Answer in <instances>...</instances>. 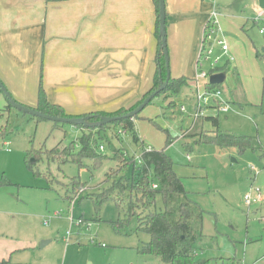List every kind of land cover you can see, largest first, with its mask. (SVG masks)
<instances>
[{"label":"rangeland","instance_id":"374dc122","mask_svg":"<svg viewBox=\"0 0 264 264\" xmlns=\"http://www.w3.org/2000/svg\"><path fill=\"white\" fill-rule=\"evenodd\" d=\"M221 14L220 30L214 37L224 40L229 50L224 52L214 45L209 48L213 52L211 60L201 58L200 63L207 73L213 66H227L226 80L219 90L228 109L205 106L203 115L194 121L198 99L197 90L191 93L194 84H190L187 96L188 88L184 87L182 94L153 98L138 114L135 128L145 146L155 150L166 147L167 135L173 139L166 153L191 202L203 211L198 257L209 260L208 264H264V152L247 149L242 153L235 147L201 142L216 131L248 136L254 145L264 147V34L259 33L264 22L257 26L256 16L250 12L228 14L225 20ZM244 29L255 42L258 55ZM203 31L204 27L199 46ZM198 56L199 51L193 73H189L192 75H186L193 79L200 71ZM206 85L201 81L202 90ZM8 104L1 95L0 129H6L4 138L0 137V177L5 174L12 184L0 186V237L6 241V248H13L11 257L2 264H162L156 257L140 253L151 238L146 232H136V216L128 218L122 228H114L112 222L124 219V208L107 200L97 211L93 201L82 196L102 191L110 185V177L122 175L120 156L105 160L96 169L89 160L85 161L86 168L75 163L60 167L50 161L54 157L67 159L61 156L62 151L70 143H78L83 131L68 123L38 122L36 117L15 108L6 113ZM210 116L218 118V127L205 118ZM114 130L111 126L106 132L109 140L103 142L104 154L111 156L114 149L124 148L129 156L140 157L141 147L133 142L132 134L123 133L119 141L112 135ZM32 149L40 151L38 168L43 178L34 176L26 165L27 152ZM52 150L60 154L50 156ZM74 178L81 182L75 190L81 196L70 201L77 181ZM152 180L157 184L155 178ZM247 194H260L263 201L247 206ZM140 198L133 197L134 206L145 217L149 211ZM157 209H163L161 196L157 198ZM79 219L85 220L81 227L77 225ZM49 240L51 243L43 246ZM29 242L34 245L29 246ZM25 245L29 249H21Z\"/></svg>","mask_w":264,"mask_h":264},{"label":"crops","instance_id":"0c3cea01","mask_svg":"<svg viewBox=\"0 0 264 264\" xmlns=\"http://www.w3.org/2000/svg\"><path fill=\"white\" fill-rule=\"evenodd\" d=\"M214 8L222 20L240 12L256 20L263 12L255 24L264 22L259 0H166L171 78L190 79L192 94L194 79L186 75L193 73L201 32ZM156 22L153 0H0V79L26 106L36 107L42 80L49 100L75 116L131 108L154 84ZM4 243L0 264L13 251Z\"/></svg>","mask_w":264,"mask_h":264},{"label":"trees","instance_id":"16d2710c","mask_svg":"<svg viewBox=\"0 0 264 264\" xmlns=\"http://www.w3.org/2000/svg\"><path fill=\"white\" fill-rule=\"evenodd\" d=\"M46 1L47 3H61L70 0ZM153 3L157 10L156 36L159 43L156 55L157 68L152 89L139 101V103L131 108H121L112 113L96 111L75 116L67 113L63 106L52 103L49 100L41 80L38 90L37 105L36 107L29 108L56 117H90L88 122L91 124L100 122L103 116L119 117L109 124L97 127L77 126L83 133L78 143L72 142L62 151L64 154H61V156H67V159H64V161L63 159L61 161L57 160L54 156L60 153H55V150H52L49 154L54 157V161L50 162H57L60 167L69 163H75L80 168H86L87 165H85V161L89 160L92 168L96 169L102 165L105 160H114V157L119 155L121 158L120 161L123 164L119 170L122 175L116 179L110 177L107 181L111 182L110 185L105 187L102 191L86 195L82 194V196L91 199L97 211L102 208V205L107 200H113L119 209L123 210L124 208V219L112 222L114 228H122L123 224L128 221V218L136 216L138 218L136 232H146L151 238L149 242L145 243L143 247L140 248L141 254L154 256L160 260L162 264H208L209 260H203L198 257L199 248L197 243L202 237L203 211L199 206L191 202L189 197L190 193L185 189L182 179L175 172V164L172 158L166 153V148L173 143V139L167 135V144L165 148L161 150L150 149L145 146V142L136 131L135 120L138 115L134 118L125 117V115L135 110L147 97L157 91L167 79V66L160 32V0H153ZM258 54L259 52H257V55ZM226 71L227 66H215L211 68L209 74L224 73ZM190 82L191 80L186 77L178 79L170 78L165 89L156 96L179 95L184 87L190 85ZM221 85L222 84L212 85L208 83L206 88L208 90H219ZM1 95L4 96L0 89V96ZM12 108L14 107L9 102L4 111L10 114ZM205 118L211 121L215 127H218V118L212 116ZM36 119H38V122L45 120L42 118ZM111 126H115L112 135L119 141L123 133L129 131L132 134L133 142L139 144L142 150L141 156L139 157L140 162L137 159L138 157L129 156L124 148L114 149L111 156L104 154L105 145L103 142L104 140H109L107 136L108 133L106 134V132H109ZM5 129V127L0 129V137L4 138ZM93 135L94 137L92 139ZM201 140L202 143L215 144L221 148L235 147L242 153L247 149H258L264 152V147L261 144H258V146L254 145L252 138L248 136H235L215 131V135L207 136ZM102 146L104 150H101ZM186 147L190 148L189 145ZM39 152V150L35 149L28 151L25 160L28 169L34 172V176L43 178L44 176L38 168L41 162V158L38 156ZM32 158L36 160L32 161ZM37 158L40 161H38ZM36 167L37 171H34ZM129 167L131 168L130 174L128 172ZM153 178L156 179L157 184H152ZM74 179L77 180L79 178ZM10 184H12V182L5 175L0 177V186ZM80 185L81 182L79 180L74 181V191L70 201L81 196L75 193L76 188ZM154 185H156V188ZM134 196H136V198L137 196H141L139 202L144 203L145 209L149 211L145 217H143L138 212V208L134 206ZM160 196L163 201V209L158 210L157 198ZM81 220L85 221L84 219Z\"/></svg>","mask_w":264,"mask_h":264},{"label":"built area","instance_id":"2783aa9c","mask_svg":"<svg viewBox=\"0 0 264 264\" xmlns=\"http://www.w3.org/2000/svg\"><path fill=\"white\" fill-rule=\"evenodd\" d=\"M219 16H220L219 11L216 8H214L211 11L208 21L204 25V31L202 34V41H201V46L197 61L200 71L197 73L196 79H194L195 90H197V99H198L197 107L195 109L196 110L195 119L203 115L202 111L205 106L218 107L219 110L221 111H226L228 109V102L222 101L221 99L222 92L220 90H208L207 88L206 90L201 89V81H206V84H208L209 77L211 76L209 73L202 71L203 64L200 63L201 58H203L205 61L211 60V55L213 52L212 49L209 48L213 47L214 45L220 47L224 52H227L229 50V47L224 40L219 39L217 36L214 37V34H217V32L220 30L219 21H218ZM262 16H263V12H261L258 15L255 22L256 23L259 22L262 19L261 18ZM260 32L261 34H264V29H261ZM216 64H218V60L215 61V65ZM181 111H185V107H182ZM101 150H104L103 146L101 147ZM137 159L140 162V158L138 157ZM244 200L246 205L250 206L251 204L256 202L258 203L262 202L263 198L260 194H258L257 196L247 194L245 195ZM84 224L85 221H82L81 219H79L77 222V225L80 227ZM87 227L89 228L90 225H87Z\"/></svg>","mask_w":264,"mask_h":264},{"label":"water","instance_id":"95a60500","mask_svg":"<svg viewBox=\"0 0 264 264\" xmlns=\"http://www.w3.org/2000/svg\"><path fill=\"white\" fill-rule=\"evenodd\" d=\"M260 7L264 9V0H259ZM167 12H166V0H160V32H161V38H162V46L164 49V55L166 60V66H167V79L163 84L160 86V88L155 91L152 95L147 97L135 110L131 111L125 117L128 118H134L136 117L151 101L152 99L161 91L165 89V87L168 85V82L171 78V70H170V57H169V49H168V42H167ZM226 80V74L225 73H215L212 74L209 77V83L212 85H219L222 84ZM0 89L2 90L4 96L10 102V104L13 105V107L19 111H22L25 114L32 115L36 118H42L45 120H51L56 123H68L73 126H84V127H97L100 125L109 124L115 120H117L119 117H101V121L98 123L91 124L89 123L90 117H75V118H68V117H56L51 116L45 113H42L38 110H35L33 108H29L27 106H24L22 104H19L11 95V93L8 91L5 84L0 79ZM46 244L45 242L43 243ZM43 245V246H44Z\"/></svg>","mask_w":264,"mask_h":264}]
</instances>
